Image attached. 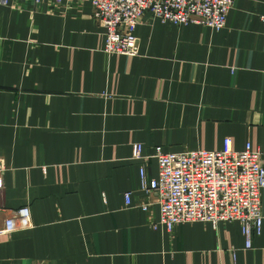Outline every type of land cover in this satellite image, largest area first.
Listing matches in <instances>:
<instances>
[{
	"label": "crops",
	"instance_id": "1",
	"mask_svg": "<svg viewBox=\"0 0 264 264\" xmlns=\"http://www.w3.org/2000/svg\"><path fill=\"white\" fill-rule=\"evenodd\" d=\"M136 35L138 56H108L88 3L0 4V230L26 206L33 222L0 235V264H264V221L251 250L236 223L154 228L134 157L231 138L264 164V0H236L220 32L146 13Z\"/></svg>",
	"mask_w": 264,
	"mask_h": 264
},
{
	"label": "built area",
	"instance_id": "2",
	"mask_svg": "<svg viewBox=\"0 0 264 264\" xmlns=\"http://www.w3.org/2000/svg\"><path fill=\"white\" fill-rule=\"evenodd\" d=\"M12 0H0L8 5ZM36 5L85 4L93 9L95 22L106 30L104 53L135 57L140 53L136 29L143 16H151L163 24L176 27L197 24L220 32L236 0H31ZM135 159L140 168L141 189L155 196L160 207V220L154 228L173 233L186 223H236L246 240V249H253L254 234L262 233L264 221V164L262 153L250 143L242 151L234 148L231 138H225L221 151L195 150L166 152L156 147L154 154L143 155V146L135 147ZM158 161V177L150 179L146 164ZM5 168L0 166V196L4 189ZM132 204V194H126V205ZM145 212L150 204L140 205ZM33 227L29 207L13 213L0 235H12Z\"/></svg>",
	"mask_w": 264,
	"mask_h": 264
}]
</instances>
